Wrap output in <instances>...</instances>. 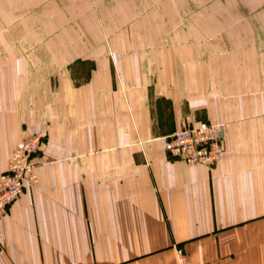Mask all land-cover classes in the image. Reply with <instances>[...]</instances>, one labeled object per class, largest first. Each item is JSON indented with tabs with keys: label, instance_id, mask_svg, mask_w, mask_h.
Returning <instances> with one entry per match:
<instances>
[{
	"label": "crops",
	"instance_id": "obj_1",
	"mask_svg": "<svg viewBox=\"0 0 264 264\" xmlns=\"http://www.w3.org/2000/svg\"><path fill=\"white\" fill-rule=\"evenodd\" d=\"M40 133L0 264H264V0H0V173Z\"/></svg>",
	"mask_w": 264,
	"mask_h": 264
},
{
	"label": "built area",
	"instance_id": "obj_2",
	"mask_svg": "<svg viewBox=\"0 0 264 264\" xmlns=\"http://www.w3.org/2000/svg\"><path fill=\"white\" fill-rule=\"evenodd\" d=\"M165 148L171 159L211 167L222 155L224 124L202 120L175 130L165 137ZM46 142L43 135H33L15 147L8 168L0 174V220L10 205L24 193L27 185L38 182L35 156ZM180 264H191L188 255L178 251Z\"/></svg>",
	"mask_w": 264,
	"mask_h": 264
},
{
	"label": "bare ground",
	"instance_id": "obj_3",
	"mask_svg": "<svg viewBox=\"0 0 264 264\" xmlns=\"http://www.w3.org/2000/svg\"><path fill=\"white\" fill-rule=\"evenodd\" d=\"M219 123H223V122H219ZM223 124H224V136H225V132H226V124H225V123H223ZM34 135H44V134H41V133H40V134H34ZM32 136H33V135H32ZM29 137H31V136H29ZM29 137H27V138H29ZM44 137H45V135H44ZM27 138H25V139H27ZM25 139H24V140H25ZM24 140H23V141H24ZM23 141H22V142H23ZM22 142H21V143H22ZM21 143H20V144H21ZM20 144H19V145H20ZM17 146H18V145H17ZM17 146H16V147H17ZM223 148H224V147H223ZM222 153H223V152H222ZM10 155H11V154H10ZM221 156H222V155H221ZM9 158H10V157H9ZM35 163H36V166H37L38 163H37L36 160H35ZM196 165H203V164H196ZM36 166H35V173H36ZM206 166H207V165H206ZM7 168H8V166H7ZM7 168H6V169H7ZM4 171H5V170H4ZM4 171H3V172H4ZM3 172H2V173H3ZM0 174H1V173H0ZM36 174H37V173H36ZM37 178H38V175H37ZM38 182H39V179H38ZM38 182H37V183H38ZM37 183H36V184H37ZM36 184H32V185H36ZM28 185H30V183H29ZM28 185H27V186H28ZM26 188H27V187H26Z\"/></svg>",
	"mask_w": 264,
	"mask_h": 264
},
{
	"label": "rangeland",
	"instance_id": "obj_4",
	"mask_svg": "<svg viewBox=\"0 0 264 264\" xmlns=\"http://www.w3.org/2000/svg\"><path fill=\"white\" fill-rule=\"evenodd\" d=\"M177 15H179V16H183V15H181L180 13H176Z\"/></svg>",
	"mask_w": 264,
	"mask_h": 264
}]
</instances>
